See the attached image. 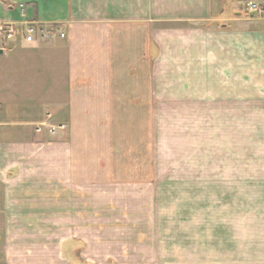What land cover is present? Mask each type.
I'll use <instances>...</instances> for the list:
<instances>
[{"label": "crops", "instance_id": "crops-1", "mask_svg": "<svg viewBox=\"0 0 264 264\" xmlns=\"http://www.w3.org/2000/svg\"><path fill=\"white\" fill-rule=\"evenodd\" d=\"M247 1L0 0V22L66 28L0 44V264H94L80 202L154 178L163 117L209 104L233 133L240 114L264 119V19Z\"/></svg>", "mask_w": 264, "mask_h": 264}, {"label": "rangeland", "instance_id": "rangeland-1", "mask_svg": "<svg viewBox=\"0 0 264 264\" xmlns=\"http://www.w3.org/2000/svg\"><path fill=\"white\" fill-rule=\"evenodd\" d=\"M163 119L154 178L90 186L78 251L94 264H264V119L240 114L233 133L209 104Z\"/></svg>", "mask_w": 264, "mask_h": 264}, {"label": "built area", "instance_id": "built-area-1", "mask_svg": "<svg viewBox=\"0 0 264 264\" xmlns=\"http://www.w3.org/2000/svg\"><path fill=\"white\" fill-rule=\"evenodd\" d=\"M22 8V5H20ZM245 15L247 18L258 17L264 19V2L249 1L245 7ZM18 35L28 43L42 44L49 41L53 37L64 38L66 36L65 24L62 22L46 23L40 21H3L0 22V44L8 42ZM48 117L50 115L48 114ZM47 124V120L35 126L36 131H41L42 127ZM49 126L50 131L53 132L54 127ZM58 127H63L59 125Z\"/></svg>", "mask_w": 264, "mask_h": 264}, {"label": "water", "instance_id": "water-1", "mask_svg": "<svg viewBox=\"0 0 264 264\" xmlns=\"http://www.w3.org/2000/svg\"><path fill=\"white\" fill-rule=\"evenodd\" d=\"M0 52H2V50H0Z\"/></svg>", "mask_w": 264, "mask_h": 264}]
</instances>
